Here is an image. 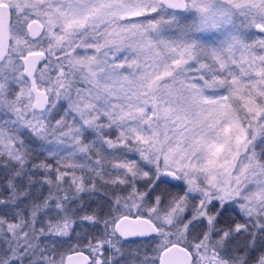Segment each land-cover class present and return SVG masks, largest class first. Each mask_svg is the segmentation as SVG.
<instances>
[{
	"label": "snow or ice",
	"instance_id": "1",
	"mask_svg": "<svg viewBox=\"0 0 264 264\" xmlns=\"http://www.w3.org/2000/svg\"><path fill=\"white\" fill-rule=\"evenodd\" d=\"M0 264H264V0H0Z\"/></svg>",
	"mask_w": 264,
	"mask_h": 264
}]
</instances>
